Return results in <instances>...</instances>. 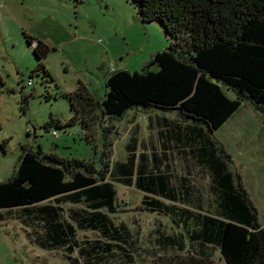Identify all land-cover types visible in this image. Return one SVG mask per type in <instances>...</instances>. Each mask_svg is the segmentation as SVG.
I'll list each match as a JSON object with an SVG mask.
<instances>
[{
  "label": "trees",
  "instance_id": "trees-1",
  "mask_svg": "<svg viewBox=\"0 0 264 264\" xmlns=\"http://www.w3.org/2000/svg\"><path fill=\"white\" fill-rule=\"evenodd\" d=\"M132 3L141 21L161 23L171 39L168 47L141 71L108 74L102 99L82 83L63 93L74 112L70 121L79 119L88 133L97 108L121 117L138 107L176 111L179 121L156 116L158 143L150 137L138 152L133 136L126 162H116L117 170L106 163L98 170L91 162L64 160L40 146L21 148L12 175L0 181V222H22L35 246L61 251L70 264H105L109 258L131 264L133 234L126 224L114 223V215L123 211L116 190L120 183L143 193L140 211L161 215L169 224L159 221L153 230L156 249L165 253L144 264H216L215 252L227 264H264V226L229 169L230 155L212 137L244 101L264 115V0ZM23 33L34 44L36 65L29 78L40 71L50 76L43 60L54 48ZM65 202L80 205L68 209L61 205ZM78 231L98 237L81 240Z\"/></svg>",
  "mask_w": 264,
  "mask_h": 264
},
{
  "label": "rangeland",
  "instance_id": "rangeland-1",
  "mask_svg": "<svg viewBox=\"0 0 264 264\" xmlns=\"http://www.w3.org/2000/svg\"><path fill=\"white\" fill-rule=\"evenodd\" d=\"M23 32L54 48L43 60L50 76L40 71L29 78L36 65L34 44L27 43ZM170 41L159 21H141L132 0H0V181L12 175L21 148L40 146L64 160L91 162L98 170L106 163L111 171L117 170L116 162H126V145L133 136L138 152L142 141L152 137L156 143L160 129L154 126L155 117L179 121L176 111L138 107L121 117H109L97 108L86 133L79 119L70 121L74 112L62 94L73 93L82 83L95 99H102L108 74L118 69L141 71ZM149 120L153 127H148ZM212 137L230 155L229 169L236 182L239 178L264 226V115L244 101ZM137 165L138 158L134 168ZM116 190L123 211L114 215V223L126 224L133 234L131 264L149 263L165 253L156 249L153 230L159 221L169 224L161 215L138 209L143 193L134 186L116 183ZM61 205L69 209L80 204ZM21 223L0 222V264H70L61 251L35 246ZM77 236L81 240L98 237L91 231H78ZM213 259L226 264L220 252ZM119 261L109 258L105 264Z\"/></svg>",
  "mask_w": 264,
  "mask_h": 264
},
{
  "label": "water",
  "instance_id": "water-1",
  "mask_svg": "<svg viewBox=\"0 0 264 264\" xmlns=\"http://www.w3.org/2000/svg\"><path fill=\"white\" fill-rule=\"evenodd\" d=\"M224 260V259H223ZM224 262L226 263V261L224 260ZM227 264V263H226Z\"/></svg>",
  "mask_w": 264,
  "mask_h": 264
},
{
  "label": "built area",
  "instance_id": "built-area-1",
  "mask_svg": "<svg viewBox=\"0 0 264 264\" xmlns=\"http://www.w3.org/2000/svg\"><path fill=\"white\" fill-rule=\"evenodd\" d=\"M113 70V69H112Z\"/></svg>",
  "mask_w": 264,
  "mask_h": 264
},
{
  "label": "crops",
  "instance_id": "crops-1",
  "mask_svg": "<svg viewBox=\"0 0 264 264\" xmlns=\"http://www.w3.org/2000/svg\"><path fill=\"white\" fill-rule=\"evenodd\" d=\"M48 44V43H47Z\"/></svg>",
  "mask_w": 264,
  "mask_h": 264
}]
</instances>
